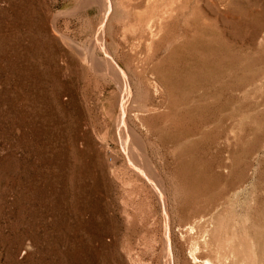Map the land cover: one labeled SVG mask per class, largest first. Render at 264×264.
Masks as SVG:
<instances>
[{
	"label": "rangeland",
	"instance_id": "374dc122",
	"mask_svg": "<svg viewBox=\"0 0 264 264\" xmlns=\"http://www.w3.org/2000/svg\"><path fill=\"white\" fill-rule=\"evenodd\" d=\"M110 1L0 0V264H264V0Z\"/></svg>",
	"mask_w": 264,
	"mask_h": 264
},
{
	"label": "bare ground",
	"instance_id": "6f19581e",
	"mask_svg": "<svg viewBox=\"0 0 264 264\" xmlns=\"http://www.w3.org/2000/svg\"><path fill=\"white\" fill-rule=\"evenodd\" d=\"M84 4L86 6L92 5V6H96L98 8V10H99L98 12L100 14L99 15V27H102L103 26V23L105 22V19L107 17V14H108V12L110 10L111 1L110 0H84ZM104 27H103V29H104ZM99 66L103 68L101 71H107L109 68H111L113 66V63L111 64V62L108 61L107 63L99 64ZM115 70H116V68H115ZM118 73H119V71H118ZM119 75L122 76V72H120ZM122 81H124L123 78H122ZM124 135H125V139H124V142H122V145H125V143H126L125 141L131 140L132 143H133V145L140 147L141 150L144 152V147H143L142 141L135 135V133L133 131H131V130L128 131L127 130L126 134H124ZM139 155H142V154H139ZM143 165H144V168H145V172L156 181L157 185L159 186V189L162 190V186H161V182H160V178H159L160 177L159 176V173L151 165L150 160H148L146 158V155L145 154H144V163H143ZM143 165H142V167H143ZM138 169H139V171H141V168H138ZM165 250L167 252L168 257L170 258V252L171 251H170V242H169L168 236L165 237ZM227 257L228 256H226L225 254L224 255L223 254L222 255H219L218 256V261L215 264H227V262H226ZM230 258L231 259L229 260V262H230L229 264H244V262L238 260L236 258V256H234L233 253L230 254ZM171 263L172 262H170V260H168V263L167 264H171ZM210 264H212V263H210Z\"/></svg>",
	"mask_w": 264,
	"mask_h": 264
}]
</instances>
